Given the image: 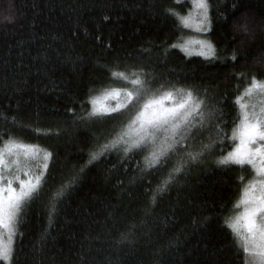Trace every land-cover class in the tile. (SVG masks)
<instances>
[{
    "label": "trees",
    "instance_id": "obj_1",
    "mask_svg": "<svg viewBox=\"0 0 264 264\" xmlns=\"http://www.w3.org/2000/svg\"><path fill=\"white\" fill-rule=\"evenodd\" d=\"M208 4L201 38L214 58L179 47L192 32L168 9L185 15L191 0H0V113L9 118L0 143L11 134L52 154L19 216L11 264H244L225 220L254 172L217 165L231 139H216L158 189L187 152L215 139L211 122L153 167L148 146L125 153L121 144L89 162L133 115H87L89 97L130 87L113 71L139 73L152 91L192 88L231 136L236 96L253 76L264 80V0Z\"/></svg>",
    "mask_w": 264,
    "mask_h": 264
},
{
    "label": "snow or ice",
    "instance_id": "obj_2",
    "mask_svg": "<svg viewBox=\"0 0 264 264\" xmlns=\"http://www.w3.org/2000/svg\"><path fill=\"white\" fill-rule=\"evenodd\" d=\"M168 12L184 28L208 31V0H191V10L185 15L173 9H168ZM7 19L11 20L12 17ZM239 27L247 31L246 23ZM179 47L188 55L195 53L215 57L213 44L204 39L186 40ZM112 76L126 81L130 87H111L89 97L91 109L87 115L100 117L121 110H129L133 115L122 131L101 145L98 152L90 154L89 162L121 144L124 145L125 153L151 145L147 166L153 167L162 158L174 155L179 145L194 140L211 122L215 139H210V143H202L197 150L187 152V160L173 167L158 189L163 191L174 178L173 173L181 172L188 161L199 160L215 145L216 139H231L234 146L217 158V165H247L253 170L254 176L243 187L235 205L239 211L225 220V226L233 235L237 254H243L244 264H264V80L253 76L251 83L236 96L239 115L228 137L223 134L222 121L217 122V117L223 113L215 107L205 111L204 98L194 94L192 88L170 87L152 91L139 73L131 74L133 78H130L124 72L113 71ZM254 98H259L260 102H254ZM0 119L5 122L9 120L2 113ZM11 119L15 120L14 117ZM188 147L192 148V144L189 143ZM51 155L40 145L25 142L11 134L0 143V261L3 264H11L13 260L19 216L40 191ZM30 161L35 162L34 168ZM62 195L63 189L56 193L57 198ZM121 235L125 236L123 233Z\"/></svg>",
    "mask_w": 264,
    "mask_h": 264
},
{
    "label": "rangeland",
    "instance_id": "obj_3",
    "mask_svg": "<svg viewBox=\"0 0 264 264\" xmlns=\"http://www.w3.org/2000/svg\"><path fill=\"white\" fill-rule=\"evenodd\" d=\"M189 30L192 32V35L189 36L186 40L203 39V38H201V34L204 33V32H199V31H196V30H194L192 28H189ZM193 54H195V53H193ZM254 102L259 103L260 102L259 98H254ZM109 103L114 104L115 101H109ZM146 146H148V147H150L152 149V146L151 145H146ZM29 163L31 164V166L33 168L35 167V162L30 161ZM237 211H239V209Z\"/></svg>",
    "mask_w": 264,
    "mask_h": 264
}]
</instances>
